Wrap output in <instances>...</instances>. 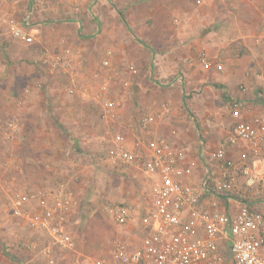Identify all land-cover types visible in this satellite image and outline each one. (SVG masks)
<instances>
[{
	"label": "rangeland",
	"instance_id": "obj_1",
	"mask_svg": "<svg viewBox=\"0 0 264 264\" xmlns=\"http://www.w3.org/2000/svg\"><path fill=\"white\" fill-rule=\"evenodd\" d=\"M221 2L0 0V264H91L108 259L115 241L139 244L137 219L119 226L103 207L126 202L140 214L149 204V179L110 154L115 133L128 149L146 144L142 116L152 114L149 128L186 150L194 183L237 121L264 116V28L252 50L234 41L237 19ZM24 22L29 43L11 34ZM106 100L114 103L105 116ZM54 139L67 151L62 159H49ZM62 178L73 249L13 213L16 198L49 192Z\"/></svg>",
	"mask_w": 264,
	"mask_h": 264
},
{
	"label": "built area",
	"instance_id": "obj_2",
	"mask_svg": "<svg viewBox=\"0 0 264 264\" xmlns=\"http://www.w3.org/2000/svg\"><path fill=\"white\" fill-rule=\"evenodd\" d=\"M10 29L14 38L32 41L28 22L11 24ZM204 65L221 67L209 61ZM104 104L106 116L113 102ZM153 121L152 114L140 118L147 137L145 145L138 139V150L128 149L120 133L112 135L110 148L114 160L149 179V204L140 214L126 202L103 207L119 226L137 219L140 242L129 246L115 241L108 259L96 256L91 264H264V177L254 165L264 159V116L236 122L227 147L209 154L215 165L202 162L198 183L188 180L193 170L185 149L165 136H150ZM26 201L37 207L28 209ZM69 208L63 187L24 194L13 202L16 217L46 228L54 244L73 249L74 241L64 229Z\"/></svg>",
	"mask_w": 264,
	"mask_h": 264
},
{
	"label": "crops",
	"instance_id": "obj_3",
	"mask_svg": "<svg viewBox=\"0 0 264 264\" xmlns=\"http://www.w3.org/2000/svg\"><path fill=\"white\" fill-rule=\"evenodd\" d=\"M221 1H222L221 3L224 6H226V8H230L232 6L231 9H232V12H233V17H232L231 21H234L235 20L234 18L237 19L234 22V24H233L235 29H236L235 30V32H236L235 33V37L233 38L234 41L236 40L240 44H242V45L244 44V45H246V47L248 49L252 50V48L255 47L256 42H257L256 41V37H257L256 34H257L258 30L261 29V28H264V1L263 0H221ZM196 2L199 3V0H196ZM243 7H244V13L240 12V10L243 9ZM242 15H246L248 20L245 17H244V20H243V18L241 17ZM248 16L249 17L251 16L253 18H249ZM251 23H252V25H251ZM27 30H30V33L33 30V27L30 26L29 22H28V29ZM262 32H261V34L259 36L262 35ZM262 43L264 44V39L263 38H262ZM251 54H252V52H251ZM219 65H221V64H219ZM221 68H222V65H221ZM238 72H242V70L240 69V66L238 67ZM260 85H261L260 86L261 89L263 90L261 94H262V97L264 98V86L262 84H260ZM63 89L64 88H62V90ZM51 91H54V90H51ZM250 95L255 97V94L250 93ZM250 95L248 93H246V94H243V97H247V96L250 97ZM106 101L109 102V101H112V100H106ZM247 105H249V104L247 103ZM257 105H260V106L263 107L262 109H259L257 111H261V112L263 111L264 112V101L262 103H257ZM63 106L65 107L66 105L63 104L61 107H63ZM104 106H105V104L102 105V107H104ZM250 107H251V111H250L251 113L254 111V107L256 109H258L257 106H253V105L250 106ZM78 116H79V114H76V117H78ZM105 119H107V118H105ZM108 119H112V118L109 117ZM150 128L152 130V131L151 130L149 131L151 137H155V136L161 134V132H159V128L158 127H153V128L150 127ZM174 141L175 140L173 139V142ZM60 147H61L60 143L57 142V139L49 141V159L53 158L54 160H56V158H55L56 156H59V158L62 159L63 156H65L67 154V151L64 152L63 149H61ZM62 153H64V154H62ZM263 160L264 159H260L259 161L254 162V165H255V168H256V172L260 173V171H261L260 174L264 177V172H263L264 171V164H260L261 161H263ZM51 168L54 169L52 166H51ZM54 170H56V169H54ZM67 182H68V178H62V180L59 181L57 184H54L53 186H50L49 190L50 191L51 190H56L58 188L63 187L64 194L67 197H69V199H70V207H71V204H72L73 200H72V197H71L72 196L71 190L68 187Z\"/></svg>",
	"mask_w": 264,
	"mask_h": 264
}]
</instances>
